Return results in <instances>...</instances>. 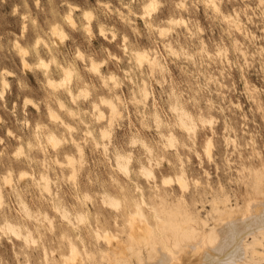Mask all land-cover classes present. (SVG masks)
Segmentation results:
<instances>
[{"label":"clouds","instance_id":"9594fccd","mask_svg":"<svg viewBox=\"0 0 264 264\" xmlns=\"http://www.w3.org/2000/svg\"><path fill=\"white\" fill-rule=\"evenodd\" d=\"M97 4L0 0V264H181L264 201V0Z\"/></svg>","mask_w":264,"mask_h":264},{"label":"bare ground","instance_id":"6f19581e","mask_svg":"<svg viewBox=\"0 0 264 264\" xmlns=\"http://www.w3.org/2000/svg\"><path fill=\"white\" fill-rule=\"evenodd\" d=\"M254 183L264 186V177L254 179ZM241 214H237V223L234 225H218L219 244H209L202 252L196 255H193V252L190 250L181 257V264H229V261L232 259L239 260L238 247L240 241L236 240L234 243L233 238L235 236H239L240 239H243L245 236H256L259 238L258 234L264 232V201L259 205L253 206L252 215L244 220L243 223L239 222ZM157 253L156 258L151 261V264H172V259L166 252L157 249Z\"/></svg>","mask_w":264,"mask_h":264},{"label":"rangeland","instance_id":"374dc122","mask_svg":"<svg viewBox=\"0 0 264 264\" xmlns=\"http://www.w3.org/2000/svg\"><path fill=\"white\" fill-rule=\"evenodd\" d=\"M10 2H16V0H10ZM46 2V0H45ZM70 2L78 4L79 6L83 8H88V7H98L97 0H70ZM34 7V5H33ZM10 10V9H9ZM79 15V13H77ZM167 15V12L165 13V16ZM13 29H16V24L15 22L12 23ZM79 38V37H77ZM7 66L12 67L11 62H7Z\"/></svg>","mask_w":264,"mask_h":264}]
</instances>
